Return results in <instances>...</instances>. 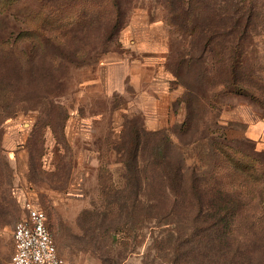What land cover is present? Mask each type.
I'll return each instance as SVG.
<instances>
[{
  "label": "rangeland",
  "instance_id": "1",
  "mask_svg": "<svg viewBox=\"0 0 264 264\" xmlns=\"http://www.w3.org/2000/svg\"><path fill=\"white\" fill-rule=\"evenodd\" d=\"M216 1L226 26L246 21L245 7L251 14L247 33L228 45L235 56L227 75L221 43L202 51L205 7L199 3L184 21L178 7L192 0H0V264H12V232L27 201L46 212L66 264H143L153 223L142 227L139 209L123 210L122 197L107 203L123 194L136 133L148 138L149 155L139 157L130 189L148 182L149 194L166 204L168 177L152 153L165 137L171 159L162 160H177L188 182L194 171L201 181L218 177L228 191H241L240 212L254 216L255 240L264 233V177L245 186L236 174L247 158L210 145L217 138L264 163V0ZM186 54L195 61L183 63ZM144 58L155 67L143 88L161 77L166 92L149 94L162 99L143 96L130 80L134 60ZM134 190L127 195L136 197ZM116 226L124 233L113 238ZM125 232L135 248L128 254Z\"/></svg>",
  "mask_w": 264,
  "mask_h": 264
},
{
  "label": "trees",
  "instance_id": "2",
  "mask_svg": "<svg viewBox=\"0 0 264 264\" xmlns=\"http://www.w3.org/2000/svg\"><path fill=\"white\" fill-rule=\"evenodd\" d=\"M199 3L205 7L208 14L207 21L201 29V34L204 36L202 51L211 54L216 49L215 44L221 43L223 45L221 51L228 50L227 58L224 60L225 71L222 70V73L227 75L228 68L230 70L233 66V55L235 56V51H232L228 45L235 39H242L247 33L251 18L250 8L245 7L240 15L246 18V21L243 22L241 18L242 22L237 24L238 20L232 18L230 25L226 26L225 23H221L222 14L216 0H192L186 8L178 7L184 21L195 15L194 9ZM236 15V12H232L229 18ZM187 58L191 63L195 61L192 54H186L182 55L183 63L188 62ZM171 72L178 76L177 71ZM234 73L237 82V68L234 69ZM234 81L230 79L229 83L234 84ZM227 83L228 77L219 81L221 85ZM187 89L190 90L188 87ZM187 103L190 101L187 100ZM135 137L134 148L127 153L130 160H125L128 185L124 187L122 195L116 197L113 195L107 203H114L113 199L122 197L119 206L129 211L137 207L142 227L153 223L156 234L150 235V242L143 250V264H264V233H261L257 241L255 240L254 216L243 212L244 210L240 212V208L245 207L241 199L242 192L237 190L233 191V194L228 191L223 180H219L218 177L210 179L211 182L205 179L201 181L194 171H192L194 177L188 182L184 178L183 167L177 160L172 159L167 162L162 160V158L171 159L169 146L164 142L165 137L156 142L152 153L153 157L158 159L156 164L161 165L168 177L163 184L166 204L161 206L162 198L159 196L157 199V194H149L148 182L139 184L136 181L133 189H136L134 191L138 194L132 198L127 195L128 191L133 190L128 186H132L135 173L139 172V157L144 160L146 155H149L146 143L148 138L145 142L139 133H136ZM210 145L213 152L218 150L224 154L225 149H231L247 158L239 165L241 172L235 166L240 172L236 176L246 180L245 186L248 187V179L256 181L257 178L264 177V163L256 155L244 153L217 138L211 139ZM234 163L236 165V162ZM213 167L209 172L219 168L218 164H214ZM238 185L239 188L243 187L242 183ZM110 191V188L103 186V195L109 194ZM152 191H157L156 185L154 189L152 187ZM121 232L124 233V230L116 226L109 234L115 238ZM128 237L126 232L125 236H122L121 247L124 254L135 249L128 240H125Z\"/></svg>",
  "mask_w": 264,
  "mask_h": 264
},
{
  "label": "built area",
  "instance_id": "3",
  "mask_svg": "<svg viewBox=\"0 0 264 264\" xmlns=\"http://www.w3.org/2000/svg\"><path fill=\"white\" fill-rule=\"evenodd\" d=\"M24 214L14 225L12 264H66L47 226V215L37 204L27 201Z\"/></svg>",
  "mask_w": 264,
  "mask_h": 264
},
{
  "label": "crops",
  "instance_id": "4",
  "mask_svg": "<svg viewBox=\"0 0 264 264\" xmlns=\"http://www.w3.org/2000/svg\"><path fill=\"white\" fill-rule=\"evenodd\" d=\"M144 48V46L141 48V49H143ZM154 49V48H156V47H154V44L152 45V46H150V49ZM134 62H135V66H134V70L131 72V71H128V74L130 75V80L132 81V82H135V83H137V85H138V88L137 89H139L140 91H143L144 93L142 94L143 96H150L152 99H155V100H157V98H161V95L160 94H158V96L157 95H153V96H151L150 94H149V91L151 90V89H153V90H156V92L157 93H160V90L161 89H163L164 90V92H166V85H167V81L165 80L164 82L161 80V77H159V76H156V75H153L154 76V84H157V86H151V88H143V85H144V83H143V79H144V81H145V78H144V74L145 73H150L151 71H152V73H153V68L155 67V63H149L147 60H146V58H144V59H142V60H134ZM139 71V72H138ZM161 72H163V73H165V76L166 75H168V73H167V71H164V69L162 70V68H160V70H158V73H161ZM156 76V77H155ZM156 80H160L162 83L161 84H159V83H157L156 82ZM150 82H152V79H151V81ZM149 82V83H150ZM145 89V90H144ZM167 94H169V93H167ZM167 94H164V95H167ZM162 99V98H161ZM151 102L154 104H156V102L154 101H152L151 100ZM159 103L160 102H158V105H159ZM161 113H163L162 111L160 112V113H157V116H160V114ZM157 119V118H156ZM155 119V120H156ZM156 121H158V120H156Z\"/></svg>",
  "mask_w": 264,
  "mask_h": 264
}]
</instances>
